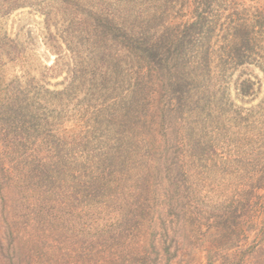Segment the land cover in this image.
<instances>
[{
  "label": "trees",
  "instance_id": "trees-1",
  "mask_svg": "<svg viewBox=\"0 0 264 264\" xmlns=\"http://www.w3.org/2000/svg\"><path fill=\"white\" fill-rule=\"evenodd\" d=\"M18 9L41 17L43 30L39 40L57 56V61L50 67L37 64L36 68L32 51L38 42L16 39L8 42V37H0V72L5 66L21 69V75H14L7 85L0 79V171L3 175L0 191L7 192L1 201L10 214L14 213L11 226L17 231L11 230V240H17V244L13 249L21 246L23 240L32 242L33 236H38L35 242L39 243L40 238H46V245L48 236L59 226L67 237L72 232L78 239L73 231L80 219L93 229L96 219L102 220L108 214L111 220L116 219L117 225L106 231L104 227L101 231L90 229L94 239L86 240V249H82L80 257L87 256V264L143 261L148 256L147 246L140 238L145 228H152L155 221L153 203L158 205L163 196L167 199L163 204L167 203L169 211L183 209L185 200H193L198 195L188 179V166V170L195 171L196 163L200 162L202 169L196 172L207 174L206 170H211L213 174L216 149L210 143L203 147L199 141L198 131L193 129L199 126L195 120L198 118L205 125L210 122L207 125L215 133L218 132L213 129L228 132L234 126L243 130L235 142L222 147L229 157L220 159L221 173L240 168L244 163L234 153L244 150L255 159L252 163L253 158H249L248 164L241 166L244 176H253L252 181L253 174L258 171L260 175L248 195L243 196L239 190L231 205L220 206V215L217 211L218 216H210L202 224L203 234L219 244L206 250L204 261L206 264H264V131L261 136L246 135L250 127L248 117H254L252 110L255 109L263 116L264 102L245 110L230 104L229 114L222 106V99H218L219 92H226L227 88L222 89L216 82L219 89L210 91L213 57L218 52L219 40L225 47L224 59L228 66L235 69L249 64L256 43L253 35L263 29L264 13L255 8L253 14H257V19L252 25L253 14H245L248 10L242 0H0V20ZM232 53L235 55L231 56ZM182 63L183 74L190 78L188 83H184L180 71ZM40 66L44 69L41 72ZM260 68L264 72V65ZM62 75L66 77L58 84L63 86L61 89L46 86L47 79ZM242 84L239 96L244 100L251 98L254 85ZM133 114L136 121L131 128L135 136L132 133L131 137L121 136L119 130L116 133L118 119L121 124L127 123ZM218 115L222 117H214ZM151 117L153 120L148 122ZM72 118L79 119L76 129H68ZM221 122L223 126H218ZM233 122L235 125L230 126ZM186 124L190 127L185 134ZM158 125L166 129L163 136L169 132L177 135L172 149L162 150L163 145L157 143ZM148 129L154 137L151 135V139L144 141L143 154L147 158L141 165L148 168L151 162L157 163L152 168L159 173L164 165L167 172L173 173L172 187L140 185L135 199L131 194L133 185L114 187L113 183L122 181L120 169L128 167L127 161L131 162L135 146L140 148L139 152L143 149L142 140L146 138L143 134ZM185 135H190L189 140ZM128 138L133 139L131 151L123 146L124 139ZM232 148H235L233 152ZM78 156H82V161ZM8 163L18 170L16 177L21 187L25 186L27 192L37 190L28 201L31 206L24 202L27 207L17 209L19 205L15 199L11 200L13 185L19 183L11 178L13 171L10 166L6 167ZM130 164L134 165L135 161ZM78 170L79 175H75ZM51 189L57 205L52 215L40 201L41 192L48 193ZM146 200H149L147 206ZM163 204L158 206L161 208ZM15 218L21 220L19 225ZM85 233L88 234L86 230ZM134 234L136 242L131 244ZM78 244L79 240L70 245L65 243L56 250L64 251L66 257ZM52 246L50 243L47 249ZM151 246L158 260L160 252L154 241ZM165 250L170 253L167 247Z\"/></svg>",
  "mask_w": 264,
  "mask_h": 264
},
{
  "label": "rangeland",
  "instance_id": "rangeland-1",
  "mask_svg": "<svg viewBox=\"0 0 264 264\" xmlns=\"http://www.w3.org/2000/svg\"><path fill=\"white\" fill-rule=\"evenodd\" d=\"M242 1L244 2L245 8L248 10L245 12V14L251 16L253 14V10L257 7L259 8L260 12L264 13V0ZM251 7H253V9H250ZM255 13L258 12L255 11ZM255 17H257V14L252 15V25H255L257 19ZM261 25L264 26L263 24ZM42 30L43 25L41 17L29 10L18 9L14 11L10 16L2 18L0 20V37H8V42L12 39H16L17 41L22 40L26 43H28V40L38 42L36 44V49L32 51L34 59L37 60L35 64L36 68L37 64L50 67L57 61V56H55L54 53L50 52V50L45 45H43V41L40 42L41 39L39 40V36H41L40 33L42 32ZM255 34L256 36L253 35V37L256 43L254 47L255 50L250 57L251 62H248L249 64L245 63L241 66H237L235 69L225 63V53L223 52V49L225 47H223L222 45V40L217 39V43L219 40L218 52H216V55H214L213 57V75L211 80L212 82L210 83V91L214 92L218 90V85L222 86V89L223 87L227 88L226 92H219L218 99H222V106L229 114L231 113L232 109L230 104H233L235 107H242L245 110L257 107L261 102H264V72L262 71V68H260L262 65H264V27L262 30L259 29V31H255ZM219 38H221V36H219ZM234 55V53L231 54V56ZM215 63L216 65L214 66ZM223 65H226V68H224ZM43 70L44 69L41 67L39 72ZM144 71L145 69L143 70V72ZM180 71L182 72V77L185 81L184 83H188L186 81H190V78L187 75L183 74V63L180 65ZM17 74L19 76L21 75L20 68L5 66L0 72V79L4 80L5 84L7 85L12 80V77ZM165 76L167 78L170 77L166 74ZM65 77V75H62L60 78L56 79L49 78L47 79L46 86L50 89H61L63 86H58V84L63 82ZM207 81L209 80L207 79ZM216 82L218 83L217 86H215ZM243 82H246L247 85H250L249 83H251L255 88V93L252 95V97L245 98V100L239 96V89H241V85H243ZM210 101L214 102L212 99ZM258 110L259 109L252 110L254 117H248L245 115L246 117H248V124H250V127L247 129L246 135L250 136V138L252 136H261L264 131V112L263 116H260ZM141 112V114L143 115L144 110L142 108ZM120 116L121 121H123V112ZM135 116L136 115L133 114L132 119H128L129 122L122 124L118 119L117 125L119 126L116 127V133L117 130H119V134L121 136L131 137V133L134 135V128H131V125L136 121ZM214 117L220 118L222 116L218 115ZM71 120L72 123L68 124V129L69 127L71 129H76V125L79 119L75 120V118H72ZM152 120L153 117H151L148 122H151ZM195 120L199 126H195L193 127V129L198 131L197 137L199 141L203 143V147L206 146V143H210L216 149V157L218 160L214 158L215 163L213 162V174L211 170H206L208 171L207 174H199L198 172H196L197 170L202 169L199 167L200 162L196 163L195 171L188 170L190 168L188 166V169L186 170L189 174L188 179L190 180V183L193 184L197 189L196 191L198 195L196 197H193V200H185L181 207L183 209L175 208L169 211V209L167 208V203L163 204L164 200L167 201V199L162 198L163 196H161L158 201V205L163 204L161 208L155 202L153 203L156 206V212L154 215L155 221L152 225V228H145L144 235H142V238H140L144 243L146 242V244L144 245L147 246L146 252L148 256L147 258H144L143 261L139 260V262L136 264H206V262L204 261L206 250L215 248L219 244L217 243V241H213L208 236V234H203L205 227L202 224L207 223L206 220L208 217L216 216L217 211L218 215H220V206H224L225 203H227L228 206L231 205L233 200L236 199L239 190L241 194H244L243 196L248 195L253 187L252 184L260 176L259 174H257L258 171L257 173L253 174L254 179L252 181L251 179L253 176H244L245 172L241 170V166H245L246 164H248L247 162L250 161L249 158H253L247 155L244 150H241L240 154L234 153V156L236 158H239L244 164L240 165V168L233 167L229 171L226 170L227 172L225 174L221 173L220 169L223 168V162L220 159L229 157L228 154L222 150V147L230 146V141L235 142V140L239 138L240 134L243 133V130H240L238 127L234 126V122L230 124V126L234 127L228 128V132L213 129L214 131L218 132L215 133L212 131L210 126L207 125L210 124V122L206 123L205 125L203 124V122H200L198 118ZM195 120L192 121V123L195 122ZM104 124L107 125V123ZM218 126H223L222 122L218 124ZM183 127H187L184 130L186 134L187 129L190 127V125L186 124ZM103 129L105 128L103 127ZM156 133L158 134L157 143H161V145H163L162 150H164L165 148H173L176 143L175 139L177 137L175 133L169 132L166 136H163L166 133V129L165 127H162L160 125L157 126ZM151 135L153 139L154 136L153 133H151V129H148L143 134V136L146 137L142 140V143L144 145V147L142 145L143 149L141 148L139 152V147L137 145L135 146V151L133 150L132 153L133 156H130L131 162L127 161V163H129L128 167L126 168V170L125 168L120 169L119 179H122V181H120V183H118L117 181L113 183L114 187H116V185H133L131 194L135 199H137V191L140 190V185H151L152 187H155L157 185H164L165 187H169L170 185V187H172L171 179H173V173L171 174L167 172L164 165L162 167L163 171H161L160 173L152 168V166L157 165V163L152 164L151 162V166L148 168L147 166H145V164L141 165V161L144 162L147 158L143 154V152H145L146 145L144 144V141H148L149 139H151ZM189 136L190 135H185V138L189 140ZM132 140V138H128L126 140L124 139L123 146L127 147L129 151L134 148V146H130ZM135 141L137 142V136ZM100 144H102L101 141ZM156 146L157 144L155 145V147ZM234 149L235 148H232V152ZM187 156V158L191 159L188 154ZM78 158L80 159V161H82V156H78ZM133 161H135V164L131 165L130 163H132ZM253 161H255L254 158L251 159L252 163ZM92 163L93 162H91L89 165H91ZM9 166L11 167L13 165H6V167ZM85 166L87 165H84V167ZM11 169L13 171V175H11V178H13L15 182L19 183L18 185H13L14 194L12 193V195H10L11 200L15 199L16 205H19L16 207L17 209H19L20 207H27V205L31 206V202L29 203L28 201L32 200V194H34V192H36L37 190L30 189V191L27 192L26 188H24L25 186L21 187V182H18V179L16 177L18 176V170H15V168L13 167H11ZM232 171H234V173H232ZM76 174L79 175V170L75 173V175ZM170 175H172V177ZM2 176V172L0 171V177ZM113 177L116 179L117 175ZM23 185L28 184L23 183ZM52 191L53 190L51 189L48 193L41 192L40 199L41 204L45 207L44 210H49L50 215L53 214V211H55V209L57 210V205L54 201L56 197L54 192L52 193ZM25 194L29 195L25 196ZM7 195V192L0 191V264H84V261L86 262V264L89 263V259L87 258V256L85 257V259H82V257L80 256H83L82 249H86V240H93L94 235H92L93 233L90 232L91 228L89 227L88 222L83 219H80V221L74 227L73 232H76V234L78 235V239L74 234L71 235L72 232H70L69 237H67L66 232L61 228L59 229V226L58 230H54V232H51V235L48 236V243L46 245H44L46 238H40L39 243V241L35 242L36 240H38V236L36 238L35 236H33L32 242H25V240H23L21 242V246H17L13 249V247H15L17 244V240H11V230L14 231V233L15 231H17L15 227L14 229H12L13 225L11 216L14 217V213L12 212V214H10L9 209L6 208L4 206V203H2L1 201ZM125 195H129V193H126ZM148 201L149 200H146V206L149 205ZM24 202H26L27 205H24ZM62 205L64 206V204ZM200 211H203V213H201ZM102 216L103 215H101V217ZM213 218L214 217H212L211 220ZM114 219L111 220V216L108 214L104 219L102 218V220H99L97 218V225L91 230L101 231V229L104 227V230L106 231L109 227H113V224L115 227V225L117 224H115L116 219ZM215 220L218 221L219 219L216 218ZM15 221H18L17 224L19 225V221L21 220H19V218H15ZM241 227L245 229L247 228V225H241ZM54 229H57V227ZM85 230L88 232V234L85 233ZM42 231L45 232L46 230L44 229ZM42 231L40 233L41 235ZM58 231L59 233H57ZM160 233L162 236H160ZM49 234L50 232L48 233V235ZM67 238H70L69 242H67ZM77 240H79V244L77 245V247H75V251H70L66 254V257L63 256L65 253L64 251H61L63 253H60V250H58L57 252L56 248L58 247V245L60 246V248H63L65 246V243H68L70 245L71 242H76ZM152 241H154L157 251L161 253H159L158 260L155 259L157 255L155 254V249H153L151 246ZM134 242H136V234H134L131 244H133ZM50 243H52L53 246L48 250L47 245H49ZM223 243V245L226 246V243ZM165 247L169 249V254L166 253ZM228 249H230L229 246Z\"/></svg>",
  "mask_w": 264,
  "mask_h": 264
}]
</instances>
